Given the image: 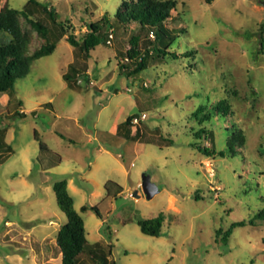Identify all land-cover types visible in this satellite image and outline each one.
Here are the masks:
<instances>
[{
	"label": "rangeland",
	"instance_id": "1",
	"mask_svg": "<svg viewBox=\"0 0 264 264\" xmlns=\"http://www.w3.org/2000/svg\"><path fill=\"white\" fill-rule=\"evenodd\" d=\"M28 1L0 0V12ZM36 1L54 8L68 34L82 38L92 22L136 0ZM175 1L167 26L187 29L172 46L178 58L152 61L141 83L121 74L116 58L132 34L146 39L133 23L115 27L111 42L90 58L65 35L52 54L31 63L11 99L0 97V138L12 147L0 146V264L41 260L42 238L67 222L53 187L60 179L69 181L97 253L90 261L83 253L80 264H99L100 255L111 264H264V0ZM33 18L49 29L50 41L59 36L61 27L41 7L34 6ZM21 22L32 32L31 52L46 44L25 17ZM1 39L10 37L1 33ZM72 63L81 74L75 88L63 77ZM223 99L229 113L214 114L203 124L208 136L197 138L204 115L197 111L209 106L216 113ZM136 107L147 116L132 127L134 139L114 133V123ZM238 130L243 144L233 140ZM227 139L233 152L224 157L191 146L220 150ZM144 172L162 187L151 200L141 188ZM160 214L161 235L144 234L138 219ZM238 221L246 225L233 228Z\"/></svg>",
	"mask_w": 264,
	"mask_h": 264
},
{
	"label": "trees",
	"instance_id": "2",
	"mask_svg": "<svg viewBox=\"0 0 264 264\" xmlns=\"http://www.w3.org/2000/svg\"><path fill=\"white\" fill-rule=\"evenodd\" d=\"M208 1L210 2L211 0ZM34 6L41 7L61 27L59 36L55 40L50 41L49 29L40 20H34ZM176 8L177 2L175 0H136L135 2H124L117 8L113 16L105 14L99 21L92 22L89 25V30L82 38H76L74 34H68L65 24L63 22L58 23L54 8H49L48 5L41 4L36 0H29L22 9L5 8L0 12V34L6 33L10 39L9 41L0 40V97L8 94L11 99L16 94L18 79L25 78L29 74L31 63L43 56L52 54L60 39L65 35H67L66 39L74 48L84 53L87 58H90L91 52L100 44L108 43L115 27L127 29L133 23L136 25L135 27L146 32V39L143 42L144 46L142 34H132L125 54L121 57L116 55V58L118 60L119 72L134 82L141 83L139 75L152 64V61L166 60L170 56L174 59L178 58V54L172 51V46L187 29L183 27L168 28L167 22L172 19L173 11ZM22 16L28 20L34 30L46 39V44L33 52L30 50L32 32L24 29L21 22ZM108 30H110L109 34H107ZM152 34L154 35L153 37ZM262 51H264L263 45ZM190 53L192 52L188 51L184 55L187 56ZM79 76H81L80 71L73 63L70 64L69 72L63 74L64 79L71 88H75L78 85L77 78ZM138 109L140 110L139 113L130 114L126 121L118 125V132L123 131L126 139L134 138L131 129L133 127V118L145 113L140 108ZM214 109L217 111L216 113L210 111L209 106H201L197 111L204 113L199 121L202 127L195 133L197 138L202 139L204 135L208 136L209 131L203 124L210 122L215 115H220L221 112L228 114L231 105L226 99H223L214 105ZM19 115L21 117L25 116L24 112H20ZM35 136L37 137L36 131ZM63 138L70 140L65 136ZM233 140H237L238 143L243 144L245 141L243 132L238 130L233 136ZM70 141L73 142V140ZM0 146L3 149L12 148L1 138ZM191 146L197 148L200 153L207 157L217 155L224 157L229 151L230 153L233 152L231 140L229 139H227L225 148L220 150L203 146L199 142L191 143ZM53 187L58 206L67 217V222L61 226L57 233V244L62 253V264H80L83 253H89L97 257V253L92 247H89L85 221L75 208V200L69 190L68 180H57L54 182ZM88 208V205H83L82 211H86ZM92 209L100 215L97 206H92ZM163 221L164 217L160 214L154 218H139L138 224L144 234L158 237L162 233ZM244 225H246L245 221H238L232 227ZM231 233L232 228L226 232L225 239L227 241ZM106 259V256L100 255L99 264H106Z\"/></svg>",
	"mask_w": 264,
	"mask_h": 264
},
{
	"label": "crops",
	"instance_id": "3",
	"mask_svg": "<svg viewBox=\"0 0 264 264\" xmlns=\"http://www.w3.org/2000/svg\"><path fill=\"white\" fill-rule=\"evenodd\" d=\"M119 124L120 123H116L115 122L114 125L112 126V131L114 133L120 134L121 136H123L124 138H126L124 136V132L123 131L122 132H118V125ZM59 134L61 135L62 139H64L63 136H65V135H63L61 133H59ZM132 134L134 135L133 130H132ZM68 139L73 140L71 138H68ZM64 140H67V139H64ZM70 140H67V141H70ZM128 140H132V139H128ZM73 142H75V141L73 140ZM120 157L123 158V156H120ZM68 187H69V190H70L69 181H68ZM118 188L119 189H118V193L117 194H122L123 188L120 187V186H118ZM70 192H71V190H70ZM92 194L96 196V195H99L100 193H99V191H93ZM175 202H176V197L171 196L170 197V208H174L175 207ZM60 228H50V231L42 238V241L40 242V244H41V251H39V253L42 255V258H41V260L38 261V264H62V253H61V250H60V248H59V246L57 244V233L60 230ZM51 232H53V234H54V238H53L54 240H52V238H50V236H51L50 233ZM86 236H87V239H88V232H87V230H86ZM52 242H53V244H51ZM88 242H89V239H88ZM97 243H100V242L97 241L95 244H97ZM56 250L58 251V256L57 257H55L53 255L54 251H56ZM86 254L88 256V261H90L89 260V257H92V255H90L89 253H86ZM95 258H97V257H95ZM106 262H107L106 264H111L110 257H107Z\"/></svg>",
	"mask_w": 264,
	"mask_h": 264
},
{
	"label": "water",
	"instance_id": "4",
	"mask_svg": "<svg viewBox=\"0 0 264 264\" xmlns=\"http://www.w3.org/2000/svg\"><path fill=\"white\" fill-rule=\"evenodd\" d=\"M139 111L140 110L138 109V107H136L131 111V114L139 113ZM141 188L144 195L149 200L153 199L156 194H158L162 190L161 185L152 180V175L150 172H144L142 174ZM134 196L140 197L137 191L134 193Z\"/></svg>",
	"mask_w": 264,
	"mask_h": 264
},
{
	"label": "built area",
	"instance_id": "5",
	"mask_svg": "<svg viewBox=\"0 0 264 264\" xmlns=\"http://www.w3.org/2000/svg\"><path fill=\"white\" fill-rule=\"evenodd\" d=\"M153 36H154V35L152 34V37H153ZM110 37H112V35H110ZM110 42H111V40L108 41V43H110ZM146 116H147L146 113H143V114H141L140 116L134 117L133 120H132V124H133V126L139 124L140 121H142V120H144V119L146 118Z\"/></svg>",
	"mask_w": 264,
	"mask_h": 264
}]
</instances>
